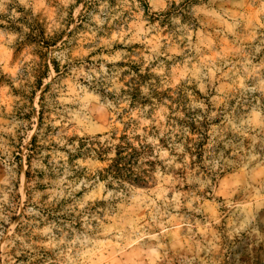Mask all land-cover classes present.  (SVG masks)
Returning <instances> with one entry per match:
<instances>
[{"label":"rangeland","instance_id":"rangeland-1","mask_svg":"<svg viewBox=\"0 0 264 264\" xmlns=\"http://www.w3.org/2000/svg\"><path fill=\"white\" fill-rule=\"evenodd\" d=\"M0 264H264V0H0Z\"/></svg>","mask_w":264,"mask_h":264},{"label":"trees","instance_id":"trees-1","mask_svg":"<svg viewBox=\"0 0 264 264\" xmlns=\"http://www.w3.org/2000/svg\"><path fill=\"white\" fill-rule=\"evenodd\" d=\"M30 39L32 42H35L36 44H39V45H43L44 47H48L50 44L51 41H48L47 38H45L41 33H35L33 35H30ZM55 45V44H53ZM55 70L57 73L60 72L58 66H55ZM40 120H42V112H40ZM117 171H119L121 169V167L118 166V163L115 165Z\"/></svg>","mask_w":264,"mask_h":264}]
</instances>
